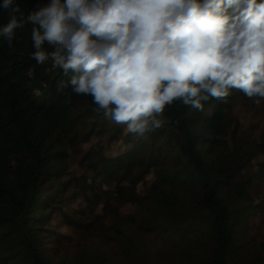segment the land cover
Returning a JSON list of instances; mask_svg holds the SVG:
<instances>
[{"label": "trees", "instance_id": "16d2710c", "mask_svg": "<svg viewBox=\"0 0 264 264\" xmlns=\"http://www.w3.org/2000/svg\"><path fill=\"white\" fill-rule=\"evenodd\" d=\"M31 31L0 37V264H264V115L236 113L255 97L174 101L140 137L37 64Z\"/></svg>", "mask_w": 264, "mask_h": 264}, {"label": "clouds", "instance_id": "9594fccd", "mask_svg": "<svg viewBox=\"0 0 264 264\" xmlns=\"http://www.w3.org/2000/svg\"><path fill=\"white\" fill-rule=\"evenodd\" d=\"M11 42L32 25L37 64L51 62L97 112L144 137L180 101L203 110L229 89L264 98V0H3ZM51 49V50H49ZM259 103V100L256 101Z\"/></svg>", "mask_w": 264, "mask_h": 264}, {"label": "rangeland", "instance_id": "374dc122", "mask_svg": "<svg viewBox=\"0 0 264 264\" xmlns=\"http://www.w3.org/2000/svg\"><path fill=\"white\" fill-rule=\"evenodd\" d=\"M259 100V103L257 104L256 101ZM236 113L239 116V118L243 121L246 130L249 128V124L256 120L257 117H261L264 115V98L255 97L252 99H240L237 106H236ZM253 125V124H251ZM248 132L246 131L245 135H247ZM89 144H85L84 148H89ZM78 231H71L69 234L72 238V241L68 243L70 246H72L73 251H76L78 249L83 248V244H90L91 238L82 236L77 233ZM262 242L261 239H256V241L250 242L252 246L258 247V245ZM264 244V240H263ZM60 264H66V262L63 260V263Z\"/></svg>", "mask_w": 264, "mask_h": 264}]
</instances>
